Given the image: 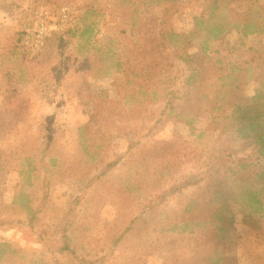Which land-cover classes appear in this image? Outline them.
I'll use <instances>...</instances> for the list:
<instances>
[{"label": "rangeland", "instance_id": "obj_1", "mask_svg": "<svg viewBox=\"0 0 264 264\" xmlns=\"http://www.w3.org/2000/svg\"><path fill=\"white\" fill-rule=\"evenodd\" d=\"M167 1L0 0V240L14 244L0 264H74L57 252L63 218L76 257L91 264H264V160L255 136L231 141L234 125L223 131L221 121L228 112L208 115L193 133L167 116L192 72L264 59V32L230 31L205 54L196 42L185 65L165 35L191 28L197 0ZM87 28L88 47L78 40ZM179 173L200 182L163 196L156 212L146 207ZM231 175L239 182L226 185ZM123 179L132 193L116 186ZM90 180L91 192L67 215ZM217 187L233 221L213 240L203 219ZM247 190L259 194L258 215L233 202ZM133 217V230L113 246Z\"/></svg>", "mask_w": 264, "mask_h": 264}, {"label": "trees", "instance_id": "obj_2", "mask_svg": "<svg viewBox=\"0 0 264 264\" xmlns=\"http://www.w3.org/2000/svg\"><path fill=\"white\" fill-rule=\"evenodd\" d=\"M141 1L144 2V0ZM169 1L172 0L167 2ZM195 7L197 10L192 16L190 29L182 27L168 29L165 35L168 44L174 52L175 59L185 65H189L192 60L189 49L196 42L199 44L202 53L205 54L208 53L210 42L220 40L230 31L239 33L243 37L256 32H264V0H197ZM168 12L169 9L164 10L165 14H163L160 21L162 28L165 22L167 25ZM88 31L89 29L87 28L78 37L81 46L82 44L86 47L90 45L91 34ZM137 42L138 40H135V43ZM238 52L242 53V55L244 54L243 51ZM13 93L15 94L16 92L13 91ZM219 112H228L221 120L223 131L232 128V125H234L230 137L231 141L248 139L252 134L256 139L258 153L264 160V59L250 57L239 67L219 69L213 73L204 71L192 72L183 83L181 95L173 94L170 98L167 116H172L177 122L188 126L191 133H193L195 126L200 124L203 119L207 118L208 115L210 116L209 118H213V115ZM47 139L49 142L50 137H47ZM136 144L134 141L128 143L130 146ZM42 147L44 151L47 150L48 143L42 145ZM172 149H168L171 156L174 154ZM42 153L47 154V152ZM49 163L53 166L58 164L57 160L52 157ZM137 168L138 166L131 167L129 173H132ZM163 172L165 176L170 174L167 169H163ZM188 175H180L179 173L176 178L171 177L166 180L165 183H168V186L163 188L164 191L161 196L154 197L145 206L152 208V210L156 209V212L160 208L161 203L166 200V198L162 199L163 196L168 197L175 193L181 194L182 190L197 186L200 180L192 174L193 179ZM131 177V174H128L126 180ZM124 179L116 186L119 185L123 188L126 186V192L132 193V191L127 189V181L126 185H124ZM91 181H86L84 191L76 197L75 203L66 212L67 215L73 213L74 209L81 204V200L87 191L90 190L91 192V185L93 184ZM157 182L158 187L161 180ZM238 182L233 175L224 180L226 185H235ZM217 188L218 190L214 191L213 195L211 194L213 199L209 201V205H213L214 208L209 213H206L203 219L205 228H207L213 240L215 238L223 239L228 232L227 222L233 221L232 218L227 219L226 214H224L225 204L228 200H225L226 195L219 190V187ZM193 202L189 201L188 205L183 208V216L192 212ZM233 202L236 206H239L238 211H242V208L247 209L249 215H258V213L262 212L263 204L259 194L252 190L239 193V200L234 198ZM34 216L37 217L33 213L30 220L31 223L35 221ZM68 222V220L63 218L56 225L62 238V247L57 252L63 256H66L64 253L70 255L74 264H91L81 258L78 259L76 251L70 247V240L66 234L70 224ZM134 225L135 219L133 217L127 223L126 229L117 237L113 246L120 242L125 235L127 237L129 232L133 230ZM32 227L30 229L34 228ZM11 245L12 243L0 241V254H3L7 248L9 250ZM15 253H17V250ZM212 264H218V260H214Z\"/></svg>", "mask_w": 264, "mask_h": 264}, {"label": "crops", "instance_id": "obj_3", "mask_svg": "<svg viewBox=\"0 0 264 264\" xmlns=\"http://www.w3.org/2000/svg\"><path fill=\"white\" fill-rule=\"evenodd\" d=\"M1 241V240H0ZM1 242H5V241H1Z\"/></svg>", "mask_w": 264, "mask_h": 264}]
</instances>
